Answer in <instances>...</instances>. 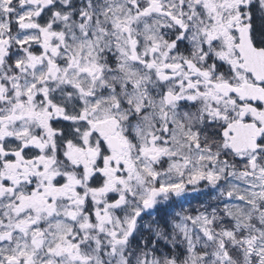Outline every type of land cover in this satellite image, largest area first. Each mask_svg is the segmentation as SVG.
<instances>
[{"label": "snow or ice", "instance_id": "snow-or-ice-1", "mask_svg": "<svg viewBox=\"0 0 264 264\" xmlns=\"http://www.w3.org/2000/svg\"><path fill=\"white\" fill-rule=\"evenodd\" d=\"M0 264H264V0H0Z\"/></svg>", "mask_w": 264, "mask_h": 264}]
</instances>
